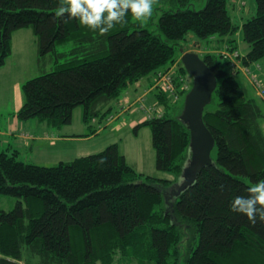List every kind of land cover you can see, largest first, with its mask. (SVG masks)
<instances>
[{
    "label": "trees",
    "instance_id": "obj_1",
    "mask_svg": "<svg viewBox=\"0 0 264 264\" xmlns=\"http://www.w3.org/2000/svg\"><path fill=\"white\" fill-rule=\"evenodd\" d=\"M58 2L0 0V66L11 54L12 32L22 27L31 28L40 55L53 52L56 59L55 69L22 83L18 122L37 118L60 127L81 105L90 128L132 82L170 71L167 64L177 60L174 50L187 35H217L224 43L201 56L217 78L202 114L215 157L212 149L213 164L178 191L189 131L178 119L182 107L158 87L161 116L141 120L134 130L149 126L154 167L171 178L137 171L117 142L51 166L24 162L17 148L1 147L0 195L17 200L0 210V264H264V222L257 218L253 225L230 210L235 196L264 179V102L245 94L219 54L236 48L228 35L238 25L227 0H206L200 9L188 7L189 0H158L155 9L170 4L156 22L164 37L131 19L99 36L76 20L54 19ZM255 6L241 23L246 65L264 57V0ZM68 42L67 50L56 51ZM179 71L186 74L183 65Z\"/></svg>",
    "mask_w": 264,
    "mask_h": 264
},
{
    "label": "rangeland",
    "instance_id": "obj_2",
    "mask_svg": "<svg viewBox=\"0 0 264 264\" xmlns=\"http://www.w3.org/2000/svg\"><path fill=\"white\" fill-rule=\"evenodd\" d=\"M205 1L206 0H189L187 6L200 9L204 6ZM155 6L153 16L147 22L148 25L146 27L159 33L161 37H164V35L157 30L156 22L162 10L169 9L170 4L161 5L162 7L156 9ZM226 7L234 23L238 25L236 32L228 36L234 38L232 44L237 50L241 53L245 52L248 49V45L243 39L241 23L255 14V0H227ZM213 37L214 38L208 37L207 39H199L192 33L187 35L186 39L181 41V45L176 46L174 50V56L177 57V60L174 63L167 64L173 74L177 76L181 74L179 71V66L182 65L180 61L181 47H184V50H194L201 57L206 53V48L216 52L214 49L212 50V46L218 44V39L221 36L214 35ZM70 45L71 42L57 44L56 51H65ZM37 49L36 38L30 27H22L12 32L11 54L6 58L5 63L0 66V149L1 147H6L8 144L5 141H8L13 148L18 149V159L37 165L51 166L59 161H68L77 156L95 153L103 149L109 143L117 142L120 151L125 157V161L133 165L137 171L153 174L158 177H172L169 173L157 171L154 167V149L151 145V131L149 126L142 125L136 131L134 130V126L141 120L160 117L157 115L147 117L143 110L138 107L139 103L135 101V99L143 96L145 104H151L155 109L161 113L163 112L162 106L157 103L154 95L159 85L150 88V90L147 89L148 92L151 91V94L153 93L152 100L148 99L150 95L146 96L145 92L141 93L142 84L145 83L147 86H150L151 82L154 80L155 72H150L139 80L132 82L122 91L125 92L124 95L127 100L122 99V97L121 99L119 98L118 106L104 117L101 124H98L99 128L97 127L96 133H92L89 136L85 135L86 128L81 118L83 107L80 105L73 109L71 122L60 127L51 126L46 121H40L37 118H29L28 120L22 121L21 133H23V135L21 137L26 140L33 138H38V140L31 141L36 146L32 150L19 144L15 147L14 142L17 140L7 136L6 131L10 127L11 120L18 121L14 113L23 102L21 90L22 83L31 77L56 68V59L53 52L40 55ZM63 61V57H58L57 63ZM257 64H259L260 67L257 68ZM247 66L256 74L257 79L264 84V57L249 63ZM181 75H184L189 81V90L192 84L191 75L187 72ZM234 77L237 79L246 95L253 94V86L251 85L250 79L246 77L243 72L239 71L234 73ZM136 85L139 87L138 90L133 89ZM187 92L179 96V99L175 101V105L182 107L184 96ZM259 98L263 101L261 96H259ZM208 108L213 109L214 105L209 104ZM124 111H128L129 113H124ZM46 127L48 129H46ZM47 130L48 132H46ZM34 133L37 136L41 133H51L55 136L46 134L39 138L34 137ZM63 134L71 135L63 136ZM2 143L4 144L3 146ZM212 155L215 157L214 149L212 150ZM16 200L17 198L14 196L0 195V210L11 209Z\"/></svg>",
    "mask_w": 264,
    "mask_h": 264
},
{
    "label": "clouds",
    "instance_id": "obj_3",
    "mask_svg": "<svg viewBox=\"0 0 264 264\" xmlns=\"http://www.w3.org/2000/svg\"><path fill=\"white\" fill-rule=\"evenodd\" d=\"M157 4L158 0H59L54 19L63 23L76 20L99 36H107L117 25H127L129 19L147 23ZM230 210L244 214L253 225L257 218L264 222V179L249 186L247 195L235 196Z\"/></svg>",
    "mask_w": 264,
    "mask_h": 264
},
{
    "label": "water",
    "instance_id": "obj_4",
    "mask_svg": "<svg viewBox=\"0 0 264 264\" xmlns=\"http://www.w3.org/2000/svg\"><path fill=\"white\" fill-rule=\"evenodd\" d=\"M180 61L191 75L192 84L178 114V119L189 131V157L182 168L178 191L190 184L204 166L213 164L211 150L214 138L204 124L202 114L217 85L216 76L196 51L180 48Z\"/></svg>",
    "mask_w": 264,
    "mask_h": 264
},
{
    "label": "built area",
    "instance_id": "obj_5",
    "mask_svg": "<svg viewBox=\"0 0 264 264\" xmlns=\"http://www.w3.org/2000/svg\"><path fill=\"white\" fill-rule=\"evenodd\" d=\"M219 54L228 62V67L231 71L241 70L250 79L257 94L264 100V84L257 79L256 74H254L247 65L242 63V55L239 50L224 47L219 50ZM157 85H159V88L165 91L170 100L174 102L179 99L181 94L188 90L190 83L184 75L180 74L174 77L171 70H158L154 76V86L157 87ZM137 102L139 103L138 107L143 110L147 117L154 115L161 116V112L155 109L154 106L145 104L143 96H140Z\"/></svg>",
    "mask_w": 264,
    "mask_h": 264
},
{
    "label": "crops",
    "instance_id": "obj_6",
    "mask_svg": "<svg viewBox=\"0 0 264 264\" xmlns=\"http://www.w3.org/2000/svg\"><path fill=\"white\" fill-rule=\"evenodd\" d=\"M212 38H214L213 36H212ZM219 40V39H218ZM224 42L223 41H220L219 40V42H218V44L216 45V46H212V50L214 49H217V48H219L222 44H223ZM207 49H209V48H206V50ZM208 51H211L210 49L208 50ZM207 52V51H206ZM141 81V80H140ZM150 88L151 87H149V86H147L145 83H143L142 84V89H141V93H146V96H148V95H150V96H148V99H153V93L151 94V91H147V89L148 90H150ZM133 89H136V90H138L139 89V87H137V85L136 86H134L133 87ZM253 89V95H256V93H255V90H254V88H252ZM124 93L125 92H122L121 93V95H120V99H121V97H122V99H124V97H125V99H127L126 98V96L124 95ZM117 99L116 100V102H114V109L118 106V102H119V100L120 99ZM75 109V108H74ZM113 110V109H112ZM138 111V110H137ZM140 112V111H139ZM124 113H129L128 111H124ZM141 113V112H140ZM14 115H15V113H14ZM81 118H82V113H81ZM104 119V118H103ZM103 119L101 120V122H97V121H95V120H93L92 121V126L89 128L84 122H82L83 123V125H84V127L86 128V133H85V135L86 136H89V135H91L92 133H89L90 131L89 130H92V129H95V132L94 133H96V131H97V124H101L102 123V121H103ZM22 122L20 123V122H18V121H15V120H11L10 121V127H9V129L6 131V135L7 136H9V137H13L14 139H16L17 141L16 142H14V145H15V147L16 146H18L17 144H19V145H22V146H25V147H28L30 150H32L34 147H36L31 141H33V140H38V138L37 139H28V140H26V139H24V138H22L21 136H20V132H22L21 131V129H22ZM99 128V127H98ZM46 129H48L47 127H46ZM5 130V129H4ZM100 130V129H99ZM46 132H48V130L46 131ZM88 132V133H87ZM48 135V134H51V133H45V134H43V133H41V134H39L38 136L34 133V137H39V138H41L40 136H42V135ZM80 134H83V133H80ZM51 135H53V134H51ZM69 135H71V134H69ZM69 135H67V134H63V136H69ZM84 135V136H85ZM53 136H55V135H53ZM56 136H58V135H56ZM19 138V139H18ZM26 140V141H25ZM2 141H4V140H2ZM28 141V142H27ZM8 145L7 146H11V144H10V142H8V141H5ZM4 144L2 143V146H3Z\"/></svg>",
    "mask_w": 264,
    "mask_h": 264
},
{
    "label": "bare ground",
    "instance_id": "obj_7",
    "mask_svg": "<svg viewBox=\"0 0 264 264\" xmlns=\"http://www.w3.org/2000/svg\"><path fill=\"white\" fill-rule=\"evenodd\" d=\"M228 70H229L230 72H232V73H236V72L241 71V70H237V71H234V72H233V71H231L229 68H228ZM156 72H157V70L155 71V73H156ZM241 72H242V71H241ZM174 77H177V75L174 74ZM22 135H23V133L20 132V136H22Z\"/></svg>",
    "mask_w": 264,
    "mask_h": 264
}]
</instances>
